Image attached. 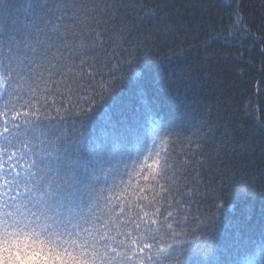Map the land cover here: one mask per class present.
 Wrapping results in <instances>:
<instances>
[{"label":"trees","instance_id":"1","mask_svg":"<svg viewBox=\"0 0 264 264\" xmlns=\"http://www.w3.org/2000/svg\"><path fill=\"white\" fill-rule=\"evenodd\" d=\"M7 2L15 13L25 0ZM73 2L92 15H81L74 47L44 73L33 107L68 113L60 131L79 129L85 143L100 138L109 114L134 130L112 164L71 196L46 203L71 230L115 181L105 192L113 216L123 207L130 218H154L152 229L164 222L166 231L145 250L172 253L168 261L157 255L160 264H243L245 250L264 242V0ZM147 105L151 120L143 116ZM8 183L0 176L2 199L19 191ZM131 246L139 252V243Z\"/></svg>","mask_w":264,"mask_h":264},{"label":"snow or ice","instance_id":"2","mask_svg":"<svg viewBox=\"0 0 264 264\" xmlns=\"http://www.w3.org/2000/svg\"><path fill=\"white\" fill-rule=\"evenodd\" d=\"M81 15L91 16L92 13L85 12L83 6L73 0H59L54 4L49 0H25L15 13L7 0H0V86L8 85L0 90V116L4 117L0 122V176L8 179L10 191L19 189L15 196L0 200L45 203L53 198L71 196L86 178L113 163L121 139L134 130L129 119L114 120L109 114L103 117L105 126L100 138L85 143L79 129L71 135L60 131L59 126L63 125L68 113L63 117L59 113L49 115L43 106L33 107L34 93L44 82V73L54 71L68 49L74 47ZM92 18L95 20L94 16ZM103 23L107 24L108 20ZM68 58L71 59V55ZM87 103H91V98ZM143 116L152 119L151 106H146ZM24 160L28 161L27 168L21 167ZM167 165L166 159L161 179L168 175ZM13 168L18 170L13 171ZM126 173L127 168L123 170V174ZM116 187L113 181L110 188L96 193L86 214L75 226V232L99 237L105 243L114 241L110 247L117 253L125 251L127 264H151L152 261L160 264L157 255L168 261L172 253L165 255L167 249L157 250V253L145 251L151 250V242L166 231L164 222L160 229H152L154 218L149 217L151 223H145L140 212L130 218L123 207L120 209L122 215H112L115 209L109 205L105 192L114 191ZM102 205L109 207L107 214L101 210ZM143 215L149 216L148 212ZM168 216H172L171 211ZM168 230H172L171 224ZM140 232L143 235L138 241L131 239ZM116 236H125V239L118 240ZM137 243L139 252H134L131 245Z\"/></svg>","mask_w":264,"mask_h":264},{"label":"clouds","instance_id":"3","mask_svg":"<svg viewBox=\"0 0 264 264\" xmlns=\"http://www.w3.org/2000/svg\"><path fill=\"white\" fill-rule=\"evenodd\" d=\"M112 243L69 230L46 202L0 200V264H127V253L113 251ZM242 259L264 264V242Z\"/></svg>","mask_w":264,"mask_h":264}]
</instances>
